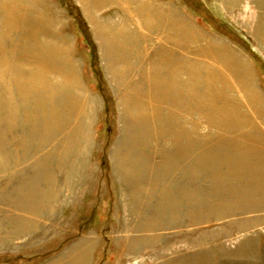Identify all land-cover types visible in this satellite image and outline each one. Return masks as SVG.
I'll use <instances>...</instances> for the list:
<instances>
[{"label": "rangeland", "instance_id": "rangeland-1", "mask_svg": "<svg viewBox=\"0 0 264 264\" xmlns=\"http://www.w3.org/2000/svg\"><path fill=\"white\" fill-rule=\"evenodd\" d=\"M263 128L264 0H0V264H264Z\"/></svg>", "mask_w": 264, "mask_h": 264}, {"label": "bare ground", "instance_id": "bare-ground-1", "mask_svg": "<svg viewBox=\"0 0 264 264\" xmlns=\"http://www.w3.org/2000/svg\"><path fill=\"white\" fill-rule=\"evenodd\" d=\"M129 6H130V5H129ZM144 20H146V19H144ZM138 21H139V20H138ZM174 22H175V21H174ZM243 22H244V21H243ZM10 23H11V22H10ZM131 25H132V24H131ZM163 32H164V31H163ZM32 33H33V32H32ZM34 33H35V32H34ZM172 35H173V34H172ZM174 35H175V34H174ZM189 35H190L189 37H190L191 39H192L191 36H192V35L194 36V34H192V35L189 34ZM25 36H26V35H25ZM187 36H188V35H187ZM176 37H177V36H176ZM195 37H196V36H195ZM196 38H197V37H196ZM176 45H177V44H176ZM224 48H225V47H224ZM179 49H180V48H179ZM186 49H187V48H186ZM203 50H204V49H203ZM205 50H206V49H205ZM26 51H27V50H26ZM34 51H35V50H34ZM201 51H202V49H201L199 52H201ZM29 52H30V51H29ZM204 52H205V51H204ZM207 52H208V51H207ZM207 52H205V53H207ZM144 53H145V52H144ZM201 53H202V52H201ZM228 53H229V52H228ZM3 54H4V53H3ZM155 54H156V53H155ZM208 54H209V53H208ZM10 55H11V54H10ZM24 55H25V54H24ZM24 55H23V56H24ZM179 55H180V54H179ZM230 55H231V54H230ZM161 56H162V55H161ZM199 56H200V55H199ZM207 56H208V55H207ZM26 57H27V56H26ZM182 57H183V55H182ZM197 57H198V56H197ZM207 58H208V57H207ZM214 58H215V57H214ZM28 59H29V58H28ZM34 60H36V59H34ZM155 64H156V63H155ZM18 66H20V65H18ZM194 66H195V65H194ZM204 66H205V65H204ZM219 66H220V65H219ZM164 67H165V66H164ZM195 67H196V66H195ZM220 67H221V66H220ZM20 68H21V67H20ZM175 68H176V67H175ZM223 68H224V67H223ZM223 68H222V69H223ZM225 68H226V66H225ZM225 68H224V70H225ZM228 68H229V67H228ZM233 69H234V68H233ZM13 70H14V69H13ZM146 70H147V69H146ZM185 70H186V69H185ZM212 71H213V70H212ZM227 71H228V69H227ZM229 71H230V70H229ZM22 72H23V71H22ZM173 72H174V71H173ZM213 72H214V71H213ZM142 73H143V72H142ZM150 73H151V72H150ZM232 73H233V75L236 74L235 72H232ZM234 73H235V74H234ZM222 74H223V72H222ZM224 74H225V73H224ZM224 74H223V75H224ZM228 76H229V75H228ZM231 76H232V75H231ZM14 77H15V76H14ZM20 77H21V76H20ZM20 77H19V78H20ZM24 77H25V76H24ZM147 77H148V76H147ZM211 77H212V76H211ZM236 77H237V76H236ZM21 78H22V77H21ZM222 78H223V77H222ZM12 80H13V79H12ZM21 80H22V79H20V81H21ZM218 80H219V79H218ZM220 80H221V79H220ZM222 80H223V79H222ZM227 80H229V78H228ZM20 81H19V82H20ZM215 81H216V80H215ZM203 82H204V80H203ZM223 82H224V81H223ZM240 82H241V84H243V83H242V80H241ZM218 83H220V82H218ZM221 83H222V81H221ZM224 83H225V82H224ZM14 84L17 85L18 83L15 82ZM14 84H13V85H14ZM20 84H21V83H20ZM20 84H18V86H19ZM27 84H28V83H27ZM226 84H227V83H226ZM25 85H26V84H25ZM1 86H2V85H1ZM21 86H22V84H21ZM28 86H29V84H28ZM35 86H36V85H35ZM222 86H223V84H222ZM228 86H229V85H228ZM16 87H17V86H16ZM29 87H30V86H29ZM33 87H34V86H33ZM33 87H32V88H33ZM38 87H39V86H38ZM224 87H225V86H224ZM250 87H251V86H250ZM2 88H3V87H2ZM17 88H18V87H17ZM20 88H21V87H20ZM26 88H28V87L26 86ZM32 88H31V89H32ZM34 88H35V87H34ZM197 88H198V87H197ZM240 88H242V86H241ZM18 89H19V88H18ZM21 89H22V88H21ZM37 89H39V88H37ZM37 89H36V90H37ZM26 90H28V89H26ZM26 90H25V88H24V91L28 93V91H26ZM34 90H35V89H34ZM200 90H201V89H200ZM211 90H213V89H211ZM215 90H216V89H215ZM21 91H22V90H21ZM30 91H31V90H30ZM48 91H49V90H48ZM198 91H199V90H198ZM238 91H239V89H238ZM8 92H11V90L8 91ZM33 92H34V91H33V89H32V93H33ZM17 93H18V92H17ZM27 93H26V94H27ZM38 93H39V92H38ZM187 93H188V92H187ZM21 94H22V92H21ZM23 94H24V93H23ZM23 94H22V95H23ZM26 94H25V96H26ZM216 94H217V93H216ZM222 94H223V93H222ZM208 95H209V94H208ZM33 96H34V94H33ZM186 97H187V96H186ZM215 97H216V96H215ZM226 97H227V96H226ZM21 98H22V97H21ZM47 98H48V97H47ZM146 98H147V97H146ZM187 98H188V97H187ZM137 101H138V100H137ZM137 101H136V102H137ZM224 101H225V100H224ZM249 101H250V100H249ZM202 102H203V101H202ZM217 102H218V101H217ZM232 103H233V102H232ZM192 104H193V103H192ZM198 104H200V102H199ZM182 105H183V104H182ZM215 105H216V103H215ZM194 106H195V105H194ZM252 106H253V105H252ZM261 106H262V105H261ZM227 107H228V106H227ZM189 108H190V107H189ZM235 110H236V109H235ZM181 111H182V110H181ZM185 111H186V110H185ZM48 112H49V111H48ZM203 112H204V111H203ZM77 113H78V112H77ZM159 113H160V112H159ZM57 114H58V113H57ZM252 114H253V113H252ZM55 115H56V114H55ZM153 115H154V114H153ZM163 115H164V114H163ZM243 115H244V114H243ZM160 116H161V115H160ZM54 117H55V116H54ZM66 117H67V116H66ZM26 118H27V117H26ZM260 118H261V117H260ZM53 119H54V118H53ZM56 119H57V118H56ZM240 119H241V118H240ZM36 120H37V119H36ZM39 120H40V119H39ZM223 120H224V119H223ZM232 120H233V119H232ZM56 121H58V120H56ZM56 121H55V122H56ZM157 121H158V120H157ZM35 122H36V121H35ZM243 122H244V121H243ZM231 123H232V122H231ZM27 124H28V123H27ZM37 125H38V124H37ZM42 126H43V125H42ZM61 127H62V126H61ZM215 127H216V126H215ZM233 127H234V126H233ZM247 128H248V127H247ZM240 129H241V128H240ZM263 129H264V128H263ZM160 131H161V130H160ZM227 133H228V132H227ZM75 135H76V134H75ZM126 136H127V135H126ZM232 143H233V142H232ZM233 144H236V143H233ZM234 147H235V146H234ZM235 148H236V147H235ZM231 149H232V148H231ZM245 150H246V149H245ZM241 155H242V154H241ZM262 155H263V154H262ZM261 157H262V156H261ZM242 158H243V157H242ZM244 158H245V157H244ZM244 160H245V159H244ZM247 160H248V158H247ZM262 160H264V159H262ZM209 161H210V160H209ZM249 163H250V162H249ZM249 163H247V164H249ZM250 164H251V163H250ZM242 165H243V164H242ZM254 165H255V164H254ZM257 165L259 166V168H263V171H262V172L264 173V163L261 161V162H258ZM249 166H250V165H249ZM242 167H243V166H242ZM247 167H248V166H247ZM252 167H253V166H252ZM252 167H251V168H252ZM251 168H250V169H251ZM255 168H256V165H255ZM243 170H244V169H243ZM244 171H246V170H244ZM252 171H254V169H253V170L251 169L249 173H250V174H251V173L253 174L254 172H252ZM255 171H256V170H255ZM259 171H261V170H259ZM259 173H260V172H259ZM263 173H262V174H263ZM134 174H135V173H134ZM136 174H137V173H136ZM247 174H248V173H247ZM262 177H263V179H264V176H262ZM262 177H261V178H262ZM261 178H260V179H261ZM263 181H264V180H263ZM249 188H250V187H249ZM260 188H263V187H260ZM217 190H218V189H217ZM261 190H263V189H261ZM144 191H146V190H144ZM232 191H233V190H232ZM163 192H164V191H163ZM165 192H166V191H165ZM230 192H231V191H230ZM168 193H169V192H168ZM138 195H139V194H138ZM145 195H146V194H145ZM234 196H235V195H234ZM160 197H161V196H160ZM263 197H264V196H263ZM173 198H174V197H173ZM168 199H169V197H168ZM163 200H164V199H163ZM237 201H238V200H237ZM254 202H255V201H254ZM237 203H238V202H237ZM235 204H236V203H235ZM251 204H252V203H251ZM254 206H255V205H254ZM252 208H254V207L252 206ZM193 212H194V211H193ZM172 218H173V217H172ZM172 220H173V219H172ZM192 221H193V220H192ZM192 225H193V224H192ZM177 242H178V241H177Z\"/></svg>", "mask_w": 264, "mask_h": 264}]
</instances>
